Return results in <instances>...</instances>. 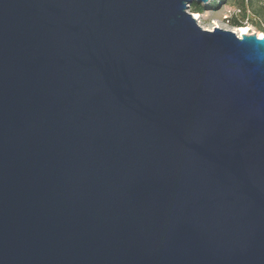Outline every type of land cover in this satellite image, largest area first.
I'll list each match as a JSON object with an SVG mask.
<instances>
[{
    "label": "water",
    "instance_id": "water-1",
    "mask_svg": "<svg viewBox=\"0 0 264 264\" xmlns=\"http://www.w3.org/2000/svg\"><path fill=\"white\" fill-rule=\"evenodd\" d=\"M208 0H0V264H264V37Z\"/></svg>",
    "mask_w": 264,
    "mask_h": 264
},
{
    "label": "rangeland",
    "instance_id": "rangeland-1",
    "mask_svg": "<svg viewBox=\"0 0 264 264\" xmlns=\"http://www.w3.org/2000/svg\"><path fill=\"white\" fill-rule=\"evenodd\" d=\"M198 7L204 8V11L200 13V19L198 24L204 29H212L213 27H220L223 29H230L236 31L242 26L248 27L247 32L252 33L257 31L258 19L253 16L251 11L248 12H237L234 0H208L206 3H201L199 6L194 3L190 5L189 12L198 10ZM235 13L238 18L242 20L243 24L239 27H234L228 21L230 15ZM262 32V31H261Z\"/></svg>",
    "mask_w": 264,
    "mask_h": 264
},
{
    "label": "trees",
    "instance_id": "trees-1",
    "mask_svg": "<svg viewBox=\"0 0 264 264\" xmlns=\"http://www.w3.org/2000/svg\"><path fill=\"white\" fill-rule=\"evenodd\" d=\"M199 6L201 3H194ZM234 4L236 5L237 12H250L254 17L258 19L257 30L264 32V0H234ZM204 11V8L198 7V10L194 12H198L199 14ZM230 24L234 27H239L243 24L242 20L238 18V15L235 13L230 15V19L228 20Z\"/></svg>",
    "mask_w": 264,
    "mask_h": 264
},
{
    "label": "bare ground",
    "instance_id": "bare-ground-1",
    "mask_svg": "<svg viewBox=\"0 0 264 264\" xmlns=\"http://www.w3.org/2000/svg\"><path fill=\"white\" fill-rule=\"evenodd\" d=\"M192 13V12H191ZM193 17L196 19V21L198 22V20L200 19V14L198 12H193ZM220 28V27H219ZM247 29L248 27H245V26H242L240 29L236 30L235 32L238 34V35H241V34H248L247 32ZM210 30V29H209ZM252 33H255L257 34L259 37H264V32H261V31H253Z\"/></svg>",
    "mask_w": 264,
    "mask_h": 264
}]
</instances>
